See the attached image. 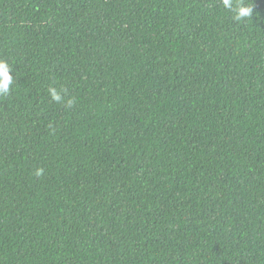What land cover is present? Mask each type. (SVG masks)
Here are the masks:
<instances>
[{
  "label": "trees",
  "instance_id": "obj_1",
  "mask_svg": "<svg viewBox=\"0 0 264 264\" xmlns=\"http://www.w3.org/2000/svg\"><path fill=\"white\" fill-rule=\"evenodd\" d=\"M240 2L0 0V264H264V0Z\"/></svg>",
  "mask_w": 264,
  "mask_h": 264
},
{
  "label": "clouds",
  "instance_id": "obj_2",
  "mask_svg": "<svg viewBox=\"0 0 264 264\" xmlns=\"http://www.w3.org/2000/svg\"><path fill=\"white\" fill-rule=\"evenodd\" d=\"M223 7L232 10L234 7V0H222ZM253 13V8L248 4L244 3L243 0L235 7L233 19L236 21L244 20L245 18H250ZM13 69L9 65V62L4 59H0V96H5L10 94L14 83ZM48 93L52 100L56 102H61L64 99L61 91L56 87H49ZM74 101L69 99L67 104L70 106ZM43 169H37L36 175H41Z\"/></svg>",
  "mask_w": 264,
  "mask_h": 264
}]
</instances>
